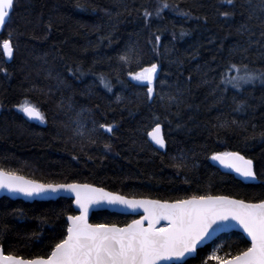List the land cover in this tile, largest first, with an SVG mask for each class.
Masks as SVG:
<instances>
[{"label":"trees","instance_id":"1","mask_svg":"<svg viewBox=\"0 0 264 264\" xmlns=\"http://www.w3.org/2000/svg\"><path fill=\"white\" fill-rule=\"evenodd\" d=\"M5 39L14 52L9 58L0 47V168L136 199L264 200V83L221 82L230 63L264 71V0H15L0 45ZM151 64L160 73L149 97L129 73ZM25 102L45 119L29 120L18 107ZM157 122L166 153L148 140ZM217 152L252 160L257 181L222 173L212 164ZM76 214L70 199L2 198L0 246L6 254L46 256ZM135 219L99 211L91 222ZM215 244L222 255L250 247L232 232L184 264H204Z\"/></svg>","mask_w":264,"mask_h":264},{"label":"snow or ice","instance_id":"2","mask_svg":"<svg viewBox=\"0 0 264 264\" xmlns=\"http://www.w3.org/2000/svg\"><path fill=\"white\" fill-rule=\"evenodd\" d=\"M227 3L231 4L232 0H227ZM14 7L15 0H0V29L6 24ZM167 7L169 5L164 3L163 8ZM223 15L227 17L230 13L224 12ZM149 16L151 13L145 11V17ZM156 39L159 40V37ZM0 47L7 57L13 56L10 39L3 40ZM121 59L128 61L127 56ZM157 67V64H151L139 72L129 73L135 80L147 82L149 97L154 91L152 84ZM257 79L264 83V71L257 75L247 65L230 63L222 73L221 82L233 88H241L243 84L254 83ZM102 82L110 90V84L103 81V78ZM18 107L30 118L45 119L35 105L25 102ZM156 119L159 120L158 117ZM99 127L107 132H112L113 128L109 124H100ZM149 135L156 144L165 146L159 122ZM212 159L241 176L256 177L252 160L246 159L239 152H217ZM3 190L28 197L48 192L73 193L80 214L67 217L63 238L54 243L46 256L25 258L6 254L0 246V264H174L175 261H183L196 251L198 245L211 239L218 231L232 227L234 223L250 237L251 246L235 254L225 253L224 256L213 251L209 259L215 260L216 264H264V200L247 203L229 196L212 195H194L173 202L137 200L88 184H42L0 168V191ZM104 204L120 205L133 210L143 208L145 215L123 226L89 223L91 207ZM161 221L167 224L157 227Z\"/></svg>","mask_w":264,"mask_h":264},{"label":"water","instance_id":"3","mask_svg":"<svg viewBox=\"0 0 264 264\" xmlns=\"http://www.w3.org/2000/svg\"><path fill=\"white\" fill-rule=\"evenodd\" d=\"M13 12V11H12ZM12 12L10 13V16L12 14ZM10 18V17H9ZM9 18L7 19L6 21V24L4 25V27L2 29H0V35L3 33L4 31V28L5 26L7 25L8 21H9ZM159 73H160V69L157 68V72L155 74V79L153 81V84L156 83L157 81V78L159 76ZM24 115L31 121H34V122H40L41 120L40 119H36V118H30L29 116H27L25 113ZM162 127V133H163V136H164V139H165V135H164V127L163 125H161ZM153 130V129H152ZM152 130L150 132H152ZM149 132V133H150ZM148 140L150 142V144L156 148L157 150H159L160 152H163V153H166V150H167V143H166V140H165V146L164 147H161L160 145L156 144L151 136L148 134ZM247 159V158H246ZM212 164L218 169L220 170L222 173L224 174H229V175H232L234 176L237 180L243 182V183H246V184H251V183H255L257 181V177L255 178H251V177H244V176H241L239 173L235 172L233 169L231 168H227L225 167L224 165H222L219 161L217 160H213L212 159ZM253 166V170L255 172V169H254V164L252 165ZM23 177V176H22ZM25 179L27 180H30L26 177H24ZM33 181V180H31ZM40 183V182H39ZM76 184H80V183H76ZM81 185H84V184H81ZM88 185H91V184H88ZM94 187H97V188H101V187H98V186H95V185H92ZM104 189V188H103ZM106 192H111L109 190H106L104 189ZM113 193V192H111ZM118 194V193H116ZM121 195V194H119ZM123 196V195H121ZM2 198H8V199H11V200H21V201H24V202H27V203H33V202H49V201H57L59 199H70L73 201V207H74V210L75 212L77 213L76 215H79L80 212H79V209L75 203V195L73 193H69V192H65V191H60V192H48L46 194H43V195H39V196H33V197H28V196H25L24 194L22 193H11V192H8L7 190H3V191H0V199ZM128 198V197H127ZM233 198V197H231ZM129 199H136V198H129ZM140 199H147V198H140ZM233 199H236V200H240V199H237V198H233ZM139 200V199H137ZM147 200H152V199H147ZM246 202V201H245ZM247 203H251V202H247ZM99 211H109L111 213H116V214H120V215H130V216H134L136 217L135 220H138L140 219L143 215H145L144 213V210L143 208H137L135 210L133 209H129L127 207H124V206H120V205H93L89 211V223H92L91 222V219H92V216L95 212H99ZM167 222L166 221H161L159 225H157V227H161V226H164L166 225ZM232 232H237V233H240L241 235L244 236V238L250 243V246H251V241H250V237H247V234L243 232L242 228L239 227L238 225H236L235 223L233 224L232 227L226 229V230H223V231H218L217 233H215L211 239L209 240H206L205 242L201 243L200 245H198L196 251L194 253H192L191 255H188L183 261H175L174 264H184L187 260L191 259V258H195L197 256V253L199 250L203 249L204 247H206L207 245L209 244H212L213 242L217 241V239L222 236V235H225V234H230Z\"/></svg>","mask_w":264,"mask_h":264},{"label":"rangeland","instance_id":"4","mask_svg":"<svg viewBox=\"0 0 264 264\" xmlns=\"http://www.w3.org/2000/svg\"><path fill=\"white\" fill-rule=\"evenodd\" d=\"M157 68H158V67H157ZM131 79H132L135 83H137V84H139V85L148 86V84H147L146 81H138V80H135L133 77H131ZM152 87H153V89H154V84H152ZM220 249H221V245H219V244H215V245L212 247V250H211V252H210V254H209V256H208V259H206V260L204 261V264H216V261H215V260H211V261H213V263H209V260H210L209 257L211 256V254H212L213 251H217V254H218V255H220V256H224V255L221 254Z\"/></svg>","mask_w":264,"mask_h":264}]
</instances>
